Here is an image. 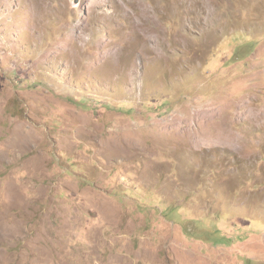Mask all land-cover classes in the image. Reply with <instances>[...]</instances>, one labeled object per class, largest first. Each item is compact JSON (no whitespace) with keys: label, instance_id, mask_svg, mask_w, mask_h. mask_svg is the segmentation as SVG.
<instances>
[{"label":"rangeland","instance_id":"1","mask_svg":"<svg viewBox=\"0 0 264 264\" xmlns=\"http://www.w3.org/2000/svg\"><path fill=\"white\" fill-rule=\"evenodd\" d=\"M0 264H264V0H0Z\"/></svg>","mask_w":264,"mask_h":264}]
</instances>
